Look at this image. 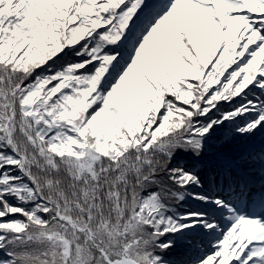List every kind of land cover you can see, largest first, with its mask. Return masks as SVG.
Instances as JSON below:
<instances>
[{"label":"snow or ice","instance_id":"snow-or-ice-1","mask_svg":"<svg viewBox=\"0 0 264 264\" xmlns=\"http://www.w3.org/2000/svg\"><path fill=\"white\" fill-rule=\"evenodd\" d=\"M0 264H264V0H0Z\"/></svg>","mask_w":264,"mask_h":264}]
</instances>
